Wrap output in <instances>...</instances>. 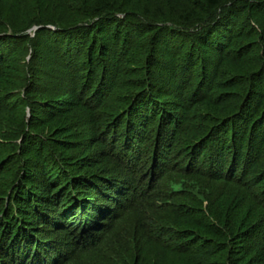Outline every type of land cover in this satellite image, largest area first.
Instances as JSON below:
<instances>
[{"label":"trees","instance_id":"obj_1","mask_svg":"<svg viewBox=\"0 0 264 264\" xmlns=\"http://www.w3.org/2000/svg\"><path fill=\"white\" fill-rule=\"evenodd\" d=\"M254 33L264 0H0V264H264V72L184 95Z\"/></svg>","mask_w":264,"mask_h":264},{"label":"rangeland","instance_id":"obj_2","mask_svg":"<svg viewBox=\"0 0 264 264\" xmlns=\"http://www.w3.org/2000/svg\"><path fill=\"white\" fill-rule=\"evenodd\" d=\"M241 21L243 22V18H241L240 21L238 22V27L241 24ZM162 25L166 26L168 24H161V26ZM235 31L236 30H233V36L235 35ZM243 32H245L247 34L248 30L245 28L244 31H242V33ZM253 32H254V30H253ZM256 34L259 36V34H261V33L258 32ZM146 37H147V35H146ZM260 37H262V36H260ZM249 40H252V42H253L249 46H247V45H242L241 46L239 42H234L233 46H231V48H233L232 51H228L226 53H223V55H225V57L232 64L231 65L229 64V65H227L225 67H223L221 65L222 67H220L219 70H217V66H215L213 64V62H215V60H217L216 54L215 53H211L210 51L207 52L208 48H206V49L204 48V47H207V46H204L203 44H201V45H203V46H201V48L203 50V55L206 52V57L209 60L208 61L209 62V68H206L205 79L203 80L201 85H199L198 79L200 78V76L198 75V71H200V69H198V68H200V66L198 65L199 64L198 62L196 63V70L193 69V70H195V72H194V74L191 77V81L189 83L190 86L184 92V95L185 94H189L190 95L192 92H194V90L197 89V87L199 88V90H201V89L204 90L206 88V84L210 82V78L215 79L217 77V81L218 82H215V83L216 84L218 83L219 84L218 86L222 87V89L219 90L218 86L216 85L217 88L215 90L216 91L219 90L218 91L219 93L222 92V91H227V87H229L231 85L235 86V89L239 90V91H234L233 94H232V95H234V97L233 96L232 97L236 101L235 106H236V109H237V107L240 104V102L241 101L243 102L245 99L248 98L247 96L253 90L252 88L255 89V85L254 84H256V79L259 76L258 75V71L261 70V71L264 72V57H262V55H264V52L261 53L263 50L260 51V49H259V48L264 49V38L262 40L259 37H257L255 35V33H254L253 38L249 39ZM246 42L247 41H245V43ZM248 44H250V42ZM154 45H155V51L157 52V50H159V52L157 54V56H158L157 59L160 58L159 60H161L163 62L167 61L168 58H169L168 54H165V51H166L167 48H163L162 45H160L158 41ZM169 47H172V46L169 45ZM255 47H257V48H255ZM214 52H215V50H214ZM176 57H177V55H176ZM15 58H16V56H14V59ZM26 60L27 61L29 60V56H27ZM155 71L157 72L156 73L157 74L156 75L157 80H160V81L157 82L158 85H160V86L163 85V87H166V88L169 86L171 88V90H173L174 93H178L179 87H177V88H174V87L175 86H180V85L179 84L176 85L178 82L175 83L174 79L177 80L179 78V76L173 77L172 76L173 73L170 74L169 72H165V71L161 72L160 68L158 66H155ZM136 72L137 73L140 72L139 66L137 67ZM43 81L47 82V79L45 78V79H43ZM172 82L175 83V85L173 87H171ZM165 83H167L168 85H165ZM260 85L263 87V91L262 92L264 93V80L260 82ZM156 88H159V87H156ZM155 91L157 92V89ZM228 91H230V89H228ZM245 94H246V96H245ZM250 94H252V92ZM218 95H214V96L218 97ZM185 96H188V95H185ZM182 97H184V96H182ZM195 99H196V97L191 98V100L189 99L188 101H186L185 98H183L181 100V102H182V105H181V108H180V110H182L181 112H186L188 108H191L193 105H195V102H196ZM252 104L253 103H251V105ZM236 109L233 108L232 109L233 112L236 111ZM192 111H193L192 116L196 115L195 116V118H197L196 121L197 122L201 121V119L199 117H197V111L195 112V109L192 110ZM203 111H205V110L200 109L201 113ZM250 111H251V108L247 109V113H249ZM198 115H199V112H198ZM244 117H247V116L244 115ZM40 118H45V116L43 114H40ZM68 120L69 119H67L66 121L68 122ZM63 123H64V121H63ZM193 124L191 125V127H189V129L192 132L195 129H197L199 126H201V124H199V123H197V125H195V126ZM262 126L264 127V123L262 124ZM203 127L207 128L206 125H203ZM203 127H201V128H203ZM209 127H210V125L208 126V128ZM67 134H69V136H70L73 133L69 132ZM198 137H200V135L196 136V138H198ZM263 186L264 185H262L258 190L262 192V190L264 188ZM235 209H236V207L233 209L234 210L233 213H235L234 216H237V214H238V216H240V217H238V218H240L239 220L242 221L244 218H246V216H248L249 209H248V205L247 204L245 205L244 210L241 209L240 212H238V213H236ZM230 211H231V208L229 209V207L225 206L223 208V212H224L223 215L224 216H230L231 215ZM154 255H155V252H154ZM226 258L227 257L222 256L219 260L220 261H224ZM226 260H225V262H226ZM152 263H153V261H152ZM173 263L174 264H187V262L185 260H182V259L174 261Z\"/></svg>","mask_w":264,"mask_h":264}]
</instances>
